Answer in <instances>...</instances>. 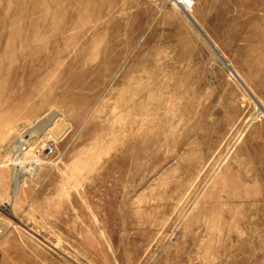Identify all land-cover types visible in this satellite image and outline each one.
Returning a JSON list of instances; mask_svg holds the SVG:
<instances>
[{"label": "rangeland", "instance_id": "rangeland-1", "mask_svg": "<svg viewBox=\"0 0 264 264\" xmlns=\"http://www.w3.org/2000/svg\"><path fill=\"white\" fill-rule=\"evenodd\" d=\"M0 207V264H264V0H0Z\"/></svg>", "mask_w": 264, "mask_h": 264}, {"label": "built area", "instance_id": "built-area-1", "mask_svg": "<svg viewBox=\"0 0 264 264\" xmlns=\"http://www.w3.org/2000/svg\"><path fill=\"white\" fill-rule=\"evenodd\" d=\"M178 3L187 6L193 3V0H176ZM45 148L48 151L52 152L54 150V144L50 141L46 143ZM5 231V220H4V212L3 209L0 207V235L3 234Z\"/></svg>", "mask_w": 264, "mask_h": 264}, {"label": "bare ground", "instance_id": "bare-ground-1", "mask_svg": "<svg viewBox=\"0 0 264 264\" xmlns=\"http://www.w3.org/2000/svg\"><path fill=\"white\" fill-rule=\"evenodd\" d=\"M30 140H31V137L28 140H24L23 138H20V142H22V145H20L21 148L19 146H17V148L15 149V152L18 153L23 148L22 146L25 145L26 143L30 142ZM16 155H18V154H15V156ZM15 164H16V166H14L15 168H14L13 177H14V186H15V188H17L18 184L21 182V179H22V175H21L22 169H21L18 162Z\"/></svg>", "mask_w": 264, "mask_h": 264}]
</instances>
